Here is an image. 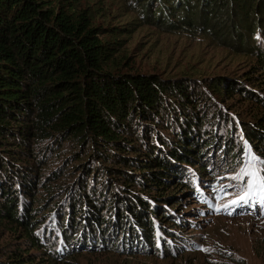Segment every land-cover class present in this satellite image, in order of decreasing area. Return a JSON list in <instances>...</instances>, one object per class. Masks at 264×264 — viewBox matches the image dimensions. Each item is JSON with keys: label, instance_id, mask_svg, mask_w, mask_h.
I'll use <instances>...</instances> for the list:
<instances>
[{"label": "trees", "instance_id": "obj_1", "mask_svg": "<svg viewBox=\"0 0 264 264\" xmlns=\"http://www.w3.org/2000/svg\"><path fill=\"white\" fill-rule=\"evenodd\" d=\"M127 1L131 25L226 46L248 69L126 70L119 32L87 9L0 0V264L178 254L184 199L204 198L199 186L244 160V143L264 157V0Z\"/></svg>", "mask_w": 264, "mask_h": 264}, {"label": "rangeland", "instance_id": "obj_2", "mask_svg": "<svg viewBox=\"0 0 264 264\" xmlns=\"http://www.w3.org/2000/svg\"><path fill=\"white\" fill-rule=\"evenodd\" d=\"M64 2L87 9L93 21L107 27L103 32H119L117 39L120 53L124 52L122 62L126 70L161 76L204 77L215 74L239 76L248 69L246 56L234 53L226 46L165 32L154 24L131 25L130 22L136 20H132L134 13L127 0ZM224 108L230 111L226 106ZM235 111L231 113L240 119ZM241 139L245 141L244 135ZM244 144L245 150L250 148L254 157L264 160L252 147ZM247 159L245 154L241 162L214 171L210 176L216 177L212 184L199 186L204 198L191 194L184 199L181 212L191 222L185 230L190 243L180 253L164 257L81 249L74 258L61 261V264H264V202L253 197L254 202L250 205L230 203L246 190L249 177H233L240 173ZM256 168L264 178V167L257 163ZM0 236V246L11 239L10 234Z\"/></svg>", "mask_w": 264, "mask_h": 264}, {"label": "snow or ice", "instance_id": "obj_3", "mask_svg": "<svg viewBox=\"0 0 264 264\" xmlns=\"http://www.w3.org/2000/svg\"><path fill=\"white\" fill-rule=\"evenodd\" d=\"M245 154L248 157L247 161L244 162L245 166L233 179H242L244 176L249 177L245 185L246 190L237 199L232 200L231 205H250L254 202L253 197H258L260 201L264 202V178L260 177L259 170L256 168L257 163L264 167V160L254 157L250 148L245 150ZM225 207H228V205H225Z\"/></svg>", "mask_w": 264, "mask_h": 264}]
</instances>
